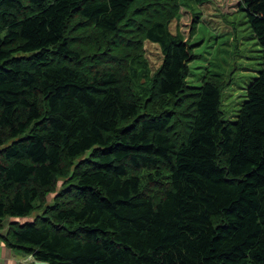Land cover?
Returning a JSON list of instances; mask_svg holds the SVG:
<instances>
[{
    "label": "trees",
    "instance_id": "obj_1",
    "mask_svg": "<svg viewBox=\"0 0 264 264\" xmlns=\"http://www.w3.org/2000/svg\"><path fill=\"white\" fill-rule=\"evenodd\" d=\"M181 4L0 0V145L15 138L0 149V229L76 164L42 215L0 234L9 246L49 264H264V0L240 3L262 69L235 121L231 78L187 82ZM146 40L164 56L154 75Z\"/></svg>",
    "mask_w": 264,
    "mask_h": 264
},
{
    "label": "rangeland",
    "instance_id": "obj_2",
    "mask_svg": "<svg viewBox=\"0 0 264 264\" xmlns=\"http://www.w3.org/2000/svg\"><path fill=\"white\" fill-rule=\"evenodd\" d=\"M212 1L200 4L196 0H181L180 16L171 21L170 28L173 32L182 33L192 46L194 58L190 62V73L187 77L190 87L201 86L209 72H218L226 78H231V83L222 92L221 109L225 118L235 121L246 100L248 86L262 69V47L254 36L247 12L240 10L241 0ZM196 13L199 22L195 21ZM5 32L1 31V35L4 36ZM143 54L152 67L151 75H154L164 60L159 44L146 40ZM112 55L120 57L121 51H115ZM124 83L129 92L136 96L132 84L128 80ZM184 117L180 116L181 119ZM13 140L15 138L0 145V149L11 144ZM88 156L89 154H86L81 160ZM62 171L64 174L58 176L53 190L45 194L44 201L38 202L37 209L31 216L6 217L1 228H4V225L9 227L11 221L24 223L34 221L42 215L45 208L53 204L57 195L67 184L69 185L70 176L76 171V164L72 166L64 164Z\"/></svg>",
    "mask_w": 264,
    "mask_h": 264
},
{
    "label": "crops",
    "instance_id": "obj_3",
    "mask_svg": "<svg viewBox=\"0 0 264 264\" xmlns=\"http://www.w3.org/2000/svg\"><path fill=\"white\" fill-rule=\"evenodd\" d=\"M8 227L0 229L2 236L6 235ZM35 258L24 250L9 246L0 236V264H35Z\"/></svg>",
    "mask_w": 264,
    "mask_h": 264
},
{
    "label": "water",
    "instance_id": "obj_4",
    "mask_svg": "<svg viewBox=\"0 0 264 264\" xmlns=\"http://www.w3.org/2000/svg\"><path fill=\"white\" fill-rule=\"evenodd\" d=\"M35 264H49L47 261H36Z\"/></svg>",
    "mask_w": 264,
    "mask_h": 264
}]
</instances>
